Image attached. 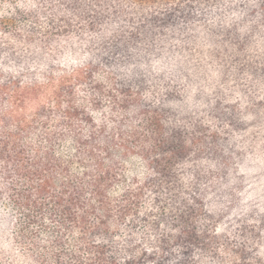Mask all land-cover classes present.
<instances>
[{
  "label": "trees",
  "instance_id": "trees-1",
  "mask_svg": "<svg viewBox=\"0 0 264 264\" xmlns=\"http://www.w3.org/2000/svg\"><path fill=\"white\" fill-rule=\"evenodd\" d=\"M0 208L37 264H264V0H0Z\"/></svg>",
  "mask_w": 264,
  "mask_h": 264
},
{
  "label": "rangeland",
  "instance_id": "rangeland-1",
  "mask_svg": "<svg viewBox=\"0 0 264 264\" xmlns=\"http://www.w3.org/2000/svg\"><path fill=\"white\" fill-rule=\"evenodd\" d=\"M105 104L106 106L110 105L109 103ZM4 216L7 218L6 215ZM24 256V251L10 244V236L6 229L3 232V239L0 243V264H37L34 263V260H32V258L26 257V259H24Z\"/></svg>",
  "mask_w": 264,
  "mask_h": 264
}]
</instances>
